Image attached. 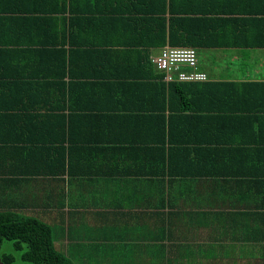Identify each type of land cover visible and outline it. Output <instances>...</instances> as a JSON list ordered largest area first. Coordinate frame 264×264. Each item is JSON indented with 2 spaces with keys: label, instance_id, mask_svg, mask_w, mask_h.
Listing matches in <instances>:
<instances>
[{
  "label": "crops",
  "instance_id": "obj_1",
  "mask_svg": "<svg viewBox=\"0 0 264 264\" xmlns=\"http://www.w3.org/2000/svg\"><path fill=\"white\" fill-rule=\"evenodd\" d=\"M22 36L19 27L0 30V38ZM198 49L246 65L213 76L198 56L212 80L264 79V47ZM159 50L149 48L150 56ZM50 57L0 48V211L47 223L55 249L74 264H264L257 145H228L222 114L181 110L188 94L173 95L172 110H164L161 95H130L116 82L104 90L75 84L69 100L56 90L22 96L18 76L41 71ZM79 57L72 56L73 72L95 73V62L85 66ZM112 71L127 68L118 63ZM158 73L153 66L151 82ZM42 102L53 111L26 110ZM68 118L61 169L63 150L38 139L59 137Z\"/></svg>",
  "mask_w": 264,
  "mask_h": 264
},
{
  "label": "trees",
  "instance_id": "obj_2",
  "mask_svg": "<svg viewBox=\"0 0 264 264\" xmlns=\"http://www.w3.org/2000/svg\"><path fill=\"white\" fill-rule=\"evenodd\" d=\"M12 26L23 36L0 38V48L51 55L41 71L18 76L25 81L24 97L53 95L56 90L54 94L69 100L75 84L95 83L104 90L116 82L130 95H161L164 110L165 105L172 110L173 95L188 94L181 110L222 114L231 132L224 140L228 145H257V207H264V79L166 83L159 71L154 75L159 82H151L154 65L149 54V48L165 45L264 47V0H0L2 35ZM74 54L85 66L95 62V73L84 68L73 72ZM118 63L127 71L113 74ZM46 105L26 110L53 111ZM161 119L166 144L168 117L162 114ZM68 123L69 118L62 121L59 137L38 139L63 150L61 169L62 144L70 140ZM3 240H11L19 258L32 264H74L55 249L50 226L36 217L0 211V263L11 264L15 254L1 251Z\"/></svg>",
  "mask_w": 264,
  "mask_h": 264
},
{
  "label": "built area",
  "instance_id": "obj_3",
  "mask_svg": "<svg viewBox=\"0 0 264 264\" xmlns=\"http://www.w3.org/2000/svg\"><path fill=\"white\" fill-rule=\"evenodd\" d=\"M152 64L163 73L162 80L169 82H204L210 78L198 67L196 47L190 45L169 46L160 48L150 56Z\"/></svg>",
  "mask_w": 264,
  "mask_h": 264
},
{
  "label": "rangeland",
  "instance_id": "obj_4",
  "mask_svg": "<svg viewBox=\"0 0 264 264\" xmlns=\"http://www.w3.org/2000/svg\"><path fill=\"white\" fill-rule=\"evenodd\" d=\"M198 56L203 68L208 70L211 75L217 76L214 74L215 71H222L227 73V71L231 70H244L246 69V65L243 62L238 61L235 64H227L226 60L223 58H217V56L212 54H204L202 49H198ZM228 60V59H227ZM239 60H244V58H239ZM1 251L10 252L15 254V260L11 264H32L31 262L24 261L19 258L18 253L13 250L12 241L11 240H3ZM1 264V263H0Z\"/></svg>",
  "mask_w": 264,
  "mask_h": 264
}]
</instances>
